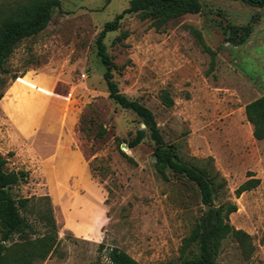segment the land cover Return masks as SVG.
I'll return each mask as SVG.
<instances>
[{"label": "rangeland", "instance_id": "1", "mask_svg": "<svg viewBox=\"0 0 264 264\" xmlns=\"http://www.w3.org/2000/svg\"><path fill=\"white\" fill-rule=\"evenodd\" d=\"M130 2L62 0L48 26L23 39L8 71L0 70V152L7 171H28L9 191L14 198L49 194L58 226L55 250L35 264H112L113 247L142 264H183L199 253L197 245L181 253L209 209L197 185L170 169L168 179L157 172L149 133L131 146L145 124L110 98L104 77L97 38ZM202 2L200 13L160 30L127 15L105 44L121 92L152 110L180 161L213 177L214 206L238 205L230 222L252 235L256 252L246 259L230 235L218 264H264V139L254 137L245 112L264 94V7ZM195 30L216 52L214 63ZM164 91L173 106L164 104ZM249 178L260 184L238 196ZM28 216L26 236L41 235L43 222Z\"/></svg>", "mask_w": 264, "mask_h": 264}, {"label": "trees", "instance_id": "2", "mask_svg": "<svg viewBox=\"0 0 264 264\" xmlns=\"http://www.w3.org/2000/svg\"><path fill=\"white\" fill-rule=\"evenodd\" d=\"M242 1L252 6L264 7V0ZM61 2L62 0H16L13 3L0 4L1 71H8L6 64L23 39L38 34L48 26L54 9L61 7ZM202 9V0H131L130 5L114 20L105 23L97 38L98 54L106 66L104 77L110 98L123 109L133 111L146 127L137 130L131 146L139 144L149 133L151 140L155 143L157 172L164 179L169 178L168 169L175 174L185 175L197 185L202 203L205 206H211L207 209L205 218H201L191 234L183 240L182 256H185L195 245L199 248V253L193 257H186L183 264H218L217 256L223 240L230 235L236 239L246 259L252 258L257 247L251 234L243 229L235 228L230 222V215L238 210L236 203L214 206L213 177H210L208 170L180 161L176 152L166 144L152 110L121 92L119 84L115 81V64L107 50L105 38L108 32L119 29L121 21L127 15L137 14L143 20H151V25L160 30L170 21L186 14L200 13ZM195 34L204 50L212 55L214 63L216 52L206 44L199 30H195ZM124 35L126 36L127 33ZM245 41L246 37L241 40V42ZM17 78L19 76H16L14 80ZM3 96L4 93H0V100ZM162 99L166 106L174 105V100L168 91L163 92ZM245 112L247 119L253 124L254 137L257 140H263L264 94L249 102L245 106ZM7 163L8 158L0 152V264H35L36 261L44 260L57 245L58 226L52 198L49 194L14 198L9 189L25 181L28 178V171H7ZM260 181V178H249L239 187L237 195L240 196L243 192L257 187ZM219 185L222 187L224 183ZM28 215H36L37 219L45 225V231L41 235L34 238L26 236L31 227ZM15 235H20L23 238L22 241L9 244ZM261 244L264 245V233ZM100 247H104V244ZM109 259L112 264H142L118 247L112 248Z\"/></svg>", "mask_w": 264, "mask_h": 264}, {"label": "water", "instance_id": "3", "mask_svg": "<svg viewBox=\"0 0 264 264\" xmlns=\"http://www.w3.org/2000/svg\"><path fill=\"white\" fill-rule=\"evenodd\" d=\"M229 33H230V31L228 32V36H229ZM211 206L210 205H206V208H210Z\"/></svg>", "mask_w": 264, "mask_h": 264}]
</instances>
